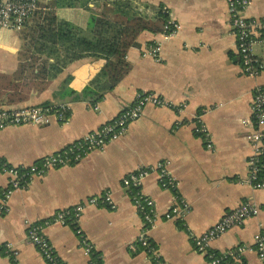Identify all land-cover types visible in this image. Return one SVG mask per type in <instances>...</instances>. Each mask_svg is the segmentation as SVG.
<instances>
[{"label": "crops", "instance_id": "0c3cea01", "mask_svg": "<svg viewBox=\"0 0 264 264\" xmlns=\"http://www.w3.org/2000/svg\"><path fill=\"white\" fill-rule=\"evenodd\" d=\"M53 1L40 0L45 7L40 12L49 11L47 5ZM129 1L135 13L151 21L165 11L179 30L166 42L163 32H142L138 46L127 52V72L113 88L104 87L101 75L107 62L99 58L69 64L51 80V73L41 76V64L29 61L32 51L27 56L25 48V36L38 25L37 15L20 31L0 29V110L61 104L70 108L66 124L52 118L41 127L24 125L0 131V159L13 167H32L98 131L130 107L139 94H154L178 107L147 106L120 140L17 190L7 202L8 212L3 206L10 178L0 172V264H49L27 242L29 228L106 193L113 195L118 208L88 207L79 222L100 262L92 254L87 256L74 228L51 224L45 232L57 256L66 264H156L151 254L131 249L146 224L124 179L160 163L177 180L179 195L192 208L185 225L166 220L176 203L175 192L161 186L158 173L143 181L141 191L154 201L159 216L148 238L164 261L208 264L207 254L251 247L264 231V190L244 184L255 153L249 139L254 132L253 97L256 86H264V69L258 78L244 73L227 0ZM112 4L95 0L87 7L53 11L59 20L87 30L94 17L113 16ZM246 17L263 19L264 0H251ZM157 42L163 43L160 60L147 55L149 46ZM89 89L101 100L92 103L86 93ZM201 123L209 130V139L196 131ZM262 162L260 179L264 182V157ZM246 203L259 206L261 213L211 242L205 252L197 249L190 233L202 235ZM8 245L17 251V263L6 255ZM229 264L261 261L253 250Z\"/></svg>", "mask_w": 264, "mask_h": 264}, {"label": "built area", "instance_id": "2783aa9c", "mask_svg": "<svg viewBox=\"0 0 264 264\" xmlns=\"http://www.w3.org/2000/svg\"><path fill=\"white\" fill-rule=\"evenodd\" d=\"M230 11L231 24L238 41V49L244 73L250 78H258L264 69V18L247 19L246 12L251 5V0H227ZM45 9L40 0H0V29L22 30L28 21L38 12ZM179 30V25L169 20L163 32L164 41L171 40ZM163 50V43H155L149 46L147 55L160 60ZM258 50L260 53H258ZM178 109V107L160 96L154 94H139L134 103L125 109L118 117L106 123L101 129L95 131L85 138L71 144L65 149L54 153L39 164L26 169H20L9 165L0 159V172L9 176V189L5 193L3 210L8 212L7 202L13 194L20 189H26L36 178H43L53 169H61L80 163L93 152L104 150L109 144L120 140L129 130L130 125L140 119L147 106ZM252 112L254 115V132L249 139L253 141L255 153L251 158V173L244 184L254 187L257 190H264V182L260 179V171L263 168L262 158L264 157V86L257 85L253 97ZM52 118L59 123L66 124L70 120V108L67 104L56 106H30L22 109H1L0 110V131L8 127H19L32 125L41 127L48 124ZM196 131L210 138L209 130L202 123ZM209 147L212 143L209 140ZM158 173L161 186L169 191L175 192V205L167 213L165 219L176 221L185 225V220L191 212V206L178 193L179 184L172 176L164 163L154 168L143 169L135 172L124 179V186L127 190L133 205L144 219L146 228L137 241L131 245L133 251L142 249L151 254L156 264H169L164 261L158 247L148 238L149 232L156 228L159 216L155 210L154 201L141 191L143 181L152 174ZM108 207L112 210L118 208L111 193L100 197L89 199L86 203L77 205L70 209L58 212L51 220L32 225L29 228L27 242L34 244L49 264H66L56 254L54 246L46 235V228L51 224H58L75 229L82 243L87 256H91L93 247L84 236L79 227L83 213L88 207ZM261 213V208L255 204L246 203L233 212L226 215L220 222L214 225L207 232L198 236L190 233L191 240L201 252H205L211 242L217 240L235 227H240L247 220L256 217ZM256 251L261 264H264V231H261L254 240L251 247H239L237 251L218 255L207 254L208 264H229L232 259H239L247 251ZM6 255L17 263V251L12 245L7 246Z\"/></svg>", "mask_w": 264, "mask_h": 264}, {"label": "trees", "instance_id": "16d2710c", "mask_svg": "<svg viewBox=\"0 0 264 264\" xmlns=\"http://www.w3.org/2000/svg\"><path fill=\"white\" fill-rule=\"evenodd\" d=\"M90 1L95 0H55L47 5L49 11L38 12L35 15L38 18L35 31L25 36L28 37L25 39L27 56L32 51L29 61L41 64V76L47 77L51 73L49 80L69 64L90 57L103 59L107 62L101 75L106 81L104 87L108 85L113 88L127 72V52L138 46L140 34L145 31L155 34L164 32L169 16L161 11L157 21H151L148 17L135 13L129 0H110L115 8L113 16H96L90 27L84 30L59 20L53 11L55 8L87 7ZM44 57L47 59L43 62ZM50 59L54 62L50 63ZM86 93L92 103L101 100V96L97 92H91V89ZM92 257L100 262L95 251H92Z\"/></svg>", "mask_w": 264, "mask_h": 264}]
</instances>
